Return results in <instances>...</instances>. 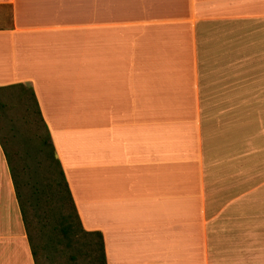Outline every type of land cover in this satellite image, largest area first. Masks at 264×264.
Masks as SVG:
<instances>
[{
	"label": "crops",
	"instance_id": "0c3cea01",
	"mask_svg": "<svg viewBox=\"0 0 264 264\" xmlns=\"http://www.w3.org/2000/svg\"><path fill=\"white\" fill-rule=\"evenodd\" d=\"M26 88L107 264H264V0H0ZM0 264H36L1 139Z\"/></svg>",
	"mask_w": 264,
	"mask_h": 264
},
{
	"label": "trees",
	"instance_id": "16d2710c",
	"mask_svg": "<svg viewBox=\"0 0 264 264\" xmlns=\"http://www.w3.org/2000/svg\"><path fill=\"white\" fill-rule=\"evenodd\" d=\"M17 86L23 85L11 87ZM32 97L45 131L24 139L26 165L15 164L3 146L35 262L42 264V255L48 250L57 251L61 244L74 243L92 264H107L103 235L84 227L34 91Z\"/></svg>",
	"mask_w": 264,
	"mask_h": 264
},
{
	"label": "rangeland",
	"instance_id": "374dc122",
	"mask_svg": "<svg viewBox=\"0 0 264 264\" xmlns=\"http://www.w3.org/2000/svg\"><path fill=\"white\" fill-rule=\"evenodd\" d=\"M41 118L26 89H0V139L14 158V163L24 167L28 161L23 151L28 136L44 133ZM78 244H61L57 251L48 250L42 255V264H92L86 253H79Z\"/></svg>",
	"mask_w": 264,
	"mask_h": 264
}]
</instances>
